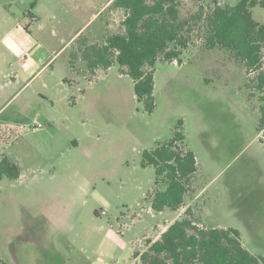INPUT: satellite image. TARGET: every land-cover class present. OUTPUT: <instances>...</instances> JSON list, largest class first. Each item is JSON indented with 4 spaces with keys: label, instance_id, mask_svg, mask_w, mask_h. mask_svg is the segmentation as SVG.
Listing matches in <instances>:
<instances>
[{
    "label": "rangeland",
    "instance_id": "1",
    "mask_svg": "<svg viewBox=\"0 0 264 264\" xmlns=\"http://www.w3.org/2000/svg\"><path fill=\"white\" fill-rule=\"evenodd\" d=\"M70 1L73 11L67 15L60 6L48 27L57 29L63 21L79 27L89 19L76 6L106 5ZM179 1L182 19L218 2L236 4ZM23 9L17 21L28 28L31 19ZM252 13L264 24V8ZM124 15L111 5L58 59L57 65L68 64L69 83L75 84L66 98L35 99L30 114L17 116L10 107L0 119L1 159L21 172L17 180L0 181V264H140L136 256L175 219L186 217L201 228L239 230L244 247L264 257V138L258 129L261 94L249 87L253 74L231 53L206 49L192 22L195 33L182 65L156 66L149 112L118 65L94 75L84 58L122 32ZM7 73L0 75L3 86L13 69ZM11 87L8 95L17 88ZM177 130L198 158L196 190L186 199L195 202L190 216L182 207L162 215L154 211L155 195L165 186L157 183L152 166L142 165L144 153Z\"/></svg>",
    "mask_w": 264,
    "mask_h": 264
},
{
    "label": "trees",
    "instance_id": "2",
    "mask_svg": "<svg viewBox=\"0 0 264 264\" xmlns=\"http://www.w3.org/2000/svg\"><path fill=\"white\" fill-rule=\"evenodd\" d=\"M111 1V0H109ZM35 3L32 4L34 6ZM179 0H113L112 6L124 12L121 33L110 36L101 46H93L84 58L95 75L118 65L134 83L137 100L149 112L154 110L155 72L159 63H183L190 47L192 22L197 36L208 50H224L245 66L251 88L260 95L259 132L264 138V24L252 13L264 8V0H236L234 6L216 3L208 12L201 10L190 19H182ZM183 123L179 122L182 127ZM185 135L177 130L160 147L145 152L143 167L152 166L157 183L165 189L153 200L154 211H178L195 192L199 174L196 155L187 149ZM18 165L0 161V181L19 179ZM186 216H190L187 210ZM138 256V255H137ZM142 264H264L243 245L241 233L234 228H201L191 219L174 222L161 238L140 255ZM6 264V263H3Z\"/></svg>",
    "mask_w": 264,
    "mask_h": 264
},
{
    "label": "crops",
    "instance_id": "3",
    "mask_svg": "<svg viewBox=\"0 0 264 264\" xmlns=\"http://www.w3.org/2000/svg\"><path fill=\"white\" fill-rule=\"evenodd\" d=\"M23 1L0 0V75L3 73L7 76L8 67L13 69L11 81H6L5 86L0 82V119L10 107L16 108L14 110L17 116L30 114L35 99L50 102L54 96L66 98L65 96L73 90L75 84L69 83L68 64L59 66L57 65L58 59L74 46L75 41L91 28V23L99 19L113 2V0H106V5L96 6L95 3L89 1L84 7L76 6L75 10L81 11L78 14H83L82 16L87 17L89 21L79 27L63 21L56 29L54 26H49V28L47 23L57 19L55 12L59 10L60 6L67 12V15L70 14L73 11L74 2L63 0L62 4L57 0H25L24 5L20 6ZM33 3H35L34 6H32ZM218 4L222 5L220 2ZM71 6L72 10H70ZM21 7L26 12L25 16L31 19L28 28L17 21L18 11L21 10ZM48 8H50L49 12H47ZM10 24L13 25L11 28H9ZM11 85L17 86V88L8 95ZM28 88L31 90L28 91ZM51 103H56V100ZM1 157L0 154V161L4 159ZM204 193L205 190L201 192V195ZM185 204L182 209L189 210L191 207H195V202L185 200ZM162 213L164 212H161L160 215ZM175 221L179 220L175 219ZM169 227L161 231L160 234L157 233L159 236L153 242L160 239ZM241 239L244 244L242 233ZM248 251L250 252V250ZM140 255L136 256V259L142 264ZM93 264H98V262Z\"/></svg>",
    "mask_w": 264,
    "mask_h": 264
}]
</instances>
